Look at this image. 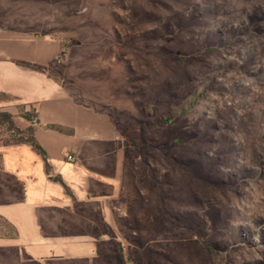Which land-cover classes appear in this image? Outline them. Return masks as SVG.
Returning <instances> with one entry per match:
<instances>
[{
  "label": "rangeland",
  "instance_id": "obj_1",
  "mask_svg": "<svg viewBox=\"0 0 264 264\" xmlns=\"http://www.w3.org/2000/svg\"><path fill=\"white\" fill-rule=\"evenodd\" d=\"M13 15L61 40L51 73L84 98L108 82L106 92L131 93L157 112L145 131L169 157L159 146L141 160L128 147L124 160L117 130L109 149L121 158L114 214L141 228L138 252L113 220L125 264H264V0H28ZM33 110L0 92V112L20 130L33 128ZM14 140L0 125V145ZM7 264L115 263L19 253Z\"/></svg>",
  "mask_w": 264,
  "mask_h": 264
},
{
  "label": "crops",
  "instance_id": "obj_2",
  "mask_svg": "<svg viewBox=\"0 0 264 264\" xmlns=\"http://www.w3.org/2000/svg\"><path fill=\"white\" fill-rule=\"evenodd\" d=\"M18 1L0 0V92L33 107L37 121L33 136L46 154L52 176H59L62 184L49 178L44 161L28 144L0 145V219L15 230L13 237L0 236V247L16 248L28 261L92 262L96 258L94 237H44L40 213L45 207H71L72 198L78 202L93 201L100 205L104 221L113 227L111 201L120 190L121 158L118 153L115 155L110 176L104 168L99 170L98 164L105 159L95 148L86 154L82 149L85 143L114 141L117 132L106 114L75 103L46 74L15 63L46 66L57 58L63 46L61 40L50 38L51 33L36 36L12 31L18 26L13 18V6ZM5 178L22 186L20 201H9L15 196L14 186ZM91 183L106 185L110 190L106 195L91 196Z\"/></svg>",
  "mask_w": 264,
  "mask_h": 264
},
{
  "label": "trees",
  "instance_id": "obj_3",
  "mask_svg": "<svg viewBox=\"0 0 264 264\" xmlns=\"http://www.w3.org/2000/svg\"><path fill=\"white\" fill-rule=\"evenodd\" d=\"M27 2L28 0H19L17 4L13 6V10L20 12L26 6ZM16 25L18 26L13 27L11 29L12 31L27 33L36 36H46L51 33L48 30H42L38 32L32 27L25 28L21 27L19 24ZM94 27H98V25L92 24L91 28L94 29ZM132 42L135 43V45L136 43H138L136 39L132 40ZM15 63L46 74L47 77L59 83L67 92V94L71 98H73L75 103L90 107L99 113L106 114L115 126L120 137L125 143L128 144V146H126L125 144L123 152L124 160H126L128 157V147L133 149L139 155L141 160L144 158H153L154 156L149 153V150L159 153V146L163 148L160 151L162 155H164L165 157L170 156L168 154L167 143L160 140L158 141L155 138L150 137V134L146 133L145 131L146 128H150L151 126H153V123L148 122V119H150L151 117H155L157 112L154 109H151V107L149 112L145 111L142 105V103H144L143 100H141V102L138 100H134L135 96H132L131 93H125L124 96H122L117 91L112 93L106 92L109 89L108 82L104 84L105 88L103 90H105V92L101 90V92L103 93H99L98 90H96L94 98L89 100L87 98H84L83 91L80 88H71V84H65L64 77L59 78L58 76H55L51 73V67L54 63V60L49 62L46 66H40L23 61H15ZM111 89L112 86L110 87V90ZM156 97L157 96H155V98ZM25 117L29 118L30 116L27 114ZM32 117H35L34 110ZM154 124H157V122L154 121ZM0 125L5 127V129L8 132L12 133L13 137H15V140L11 144L6 145L28 144L44 161L45 171L49 178L62 184L59 176H52L51 168L48 165L46 154L35 140L32 127H27L25 130H20L15 126L13 117L8 112H0ZM55 128L61 130V128ZM111 145L112 142H89L85 143L82 149L83 154H86V152H88L91 147L95 148V150L99 153L98 155L105 159L103 161H100V163L98 164L99 170L102 171V169L104 168L106 170L105 172L109 173L110 176L113 175L114 168V155L110 151ZM102 162H104V165H102ZM91 167L95 166L91 165ZM12 190L15 192V196L9 201H20L23 198L22 186L18 184V187H12ZM109 190L110 189L106 185H97L95 183H91L89 193L91 196H102L106 195ZM65 191L70 195V192L66 187ZM155 196V199L159 201L157 193ZM156 200L155 204L158 208L159 202H157ZM116 203V200H112L111 206L113 207ZM113 218L117 226V231L120 234L122 240L128 243V245H133L135 247V250L137 249L139 252L142 247V238L138 234V231L141 228L139 227V222H137L136 217H118L114 214L113 210ZM40 225L44 237L51 238L60 236L88 235L94 237L97 240V257H102L107 254L109 260H113L115 264H125L126 259L130 260L128 259L130 254H125L124 245L121 241L118 240L116 232L104 221L101 214L100 205L97 202H78L74 198H72L71 207L42 208L40 213ZM5 227L9 229L10 233H7L3 229ZM0 236H15L14 228L2 219H0ZM18 253L19 250L16 248L0 247V264L12 263L13 258L18 257Z\"/></svg>",
  "mask_w": 264,
  "mask_h": 264
},
{
  "label": "built area",
  "instance_id": "obj_4",
  "mask_svg": "<svg viewBox=\"0 0 264 264\" xmlns=\"http://www.w3.org/2000/svg\"><path fill=\"white\" fill-rule=\"evenodd\" d=\"M31 124L33 126H35L37 124V121H36V118L35 117H32L31 120H30ZM67 159L68 160H71V157L70 156H67Z\"/></svg>",
  "mask_w": 264,
  "mask_h": 264
}]
</instances>
